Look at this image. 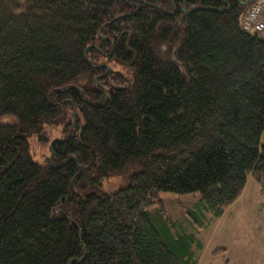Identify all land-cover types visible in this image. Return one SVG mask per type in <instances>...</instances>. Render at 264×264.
Here are the masks:
<instances>
[{
	"label": "trees",
	"instance_id": "trees-1",
	"mask_svg": "<svg viewBox=\"0 0 264 264\" xmlns=\"http://www.w3.org/2000/svg\"><path fill=\"white\" fill-rule=\"evenodd\" d=\"M241 1L0 0V264H190L158 194L222 216L249 175L264 189V39Z\"/></svg>",
	"mask_w": 264,
	"mask_h": 264
},
{
	"label": "rangeland",
	"instance_id": "rangeland-1",
	"mask_svg": "<svg viewBox=\"0 0 264 264\" xmlns=\"http://www.w3.org/2000/svg\"><path fill=\"white\" fill-rule=\"evenodd\" d=\"M99 64L105 65L117 76L131 78L127 67L118 65L108 58L100 57ZM101 84L98 82L97 86ZM12 116H6L2 123H14ZM43 135L50 139L63 137L62 127L46 126ZM32 154L43 165L51 157L49 145L31 140ZM129 169L124 175H114L103 182L107 193L123 188ZM254 175H249L247 184L239 198L225 208L222 216H215L201 202L200 193L158 194L159 203L149 209V218L163 241L171 239L182 251L185 261L190 264H264V189ZM166 224V226H164ZM168 236V238L166 237ZM179 255V254H178Z\"/></svg>",
	"mask_w": 264,
	"mask_h": 264
},
{
	"label": "built area",
	"instance_id": "built-area-1",
	"mask_svg": "<svg viewBox=\"0 0 264 264\" xmlns=\"http://www.w3.org/2000/svg\"><path fill=\"white\" fill-rule=\"evenodd\" d=\"M243 29L264 39V0H254L241 17Z\"/></svg>",
	"mask_w": 264,
	"mask_h": 264
},
{
	"label": "water",
	"instance_id": "water-1",
	"mask_svg": "<svg viewBox=\"0 0 264 264\" xmlns=\"http://www.w3.org/2000/svg\"><path fill=\"white\" fill-rule=\"evenodd\" d=\"M241 1V0H240ZM254 0H247V1H241V3L243 4V5H245V6H248L249 4H251L252 2H253ZM193 10H195V9H193ZM185 11H186V8H185ZM187 13H189V12H187ZM117 19V18H116ZM116 19H114V20H116Z\"/></svg>",
	"mask_w": 264,
	"mask_h": 264
}]
</instances>
